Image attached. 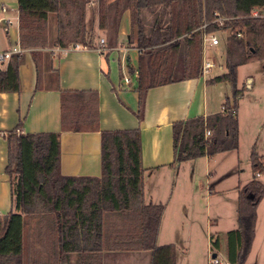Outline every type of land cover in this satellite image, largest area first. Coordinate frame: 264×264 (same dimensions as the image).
Listing matches in <instances>:
<instances>
[{"label": "trees", "instance_id": "16d2710c", "mask_svg": "<svg viewBox=\"0 0 264 264\" xmlns=\"http://www.w3.org/2000/svg\"><path fill=\"white\" fill-rule=\"evenodd\" d=\"M89 1L18 0L21 46L31 49L35 60L41 54L39 49L49 47L44 33L49 13L72 14L70 45L91 46L92 37L86 28ZM253 8L258 9V16H251ZM124 9L130 11L131 25L137 26L140 52L135 115L139 120L149 88L201 76L203 31H228L225 72L209 81L229 82L233 87L231 99L225 98L220 112L172 124L173 163L237 149L239 127L232 109L237 108L243 90L236 88L238 66L264 59V0H98V27L117 23ZM142 10L153 16L145 32L140 18H135ZM215 11L231 19L222 27L210 23L202 29ZM236 29L242 31V37L236 36ZM54 46L67 47L68 43L58 38ZM22 59V54H14L6 69L0 70V91L19 90ZM84 94L61 91V130H97L96 96L88 107L82 104ZM78 107L84 109L78 111ZM205 129L212 131L209 138L204 137ZM59 134L6 135L4 171L12 209L0 215V264H98L91 255L101 250H146L148 264H175V245L156 242L164 204L143 202L139 129L100 131L98 177L60 172ZM249 157L254 177L238 190L237 228L228 232V264L245 263L254 238L256 205L264 193L262 182L256 178L257 173L264 174V162L254 146ZM111 217L114 219L108 225Z\"/></svg>", "mask_w": 264, "mask_h": 264}, {"label": "crops", "instance_id": "0c3cea01", "mask_svg": "<svg viewBox=\"0 0 264 264\" xmlns=\"http://www.w3.org/2000/svg\"><path fill=\"white\" fill-rule=\"evenodd\" d=\"M1 5H6L8 9L6 13L0 12V16L12 17L17 14L18 0H0ZM99 31L105 37L102 50H98V39L91 46L39 49L41 54H37L36 60L31 55L32 50L25 49L18 67L19 90L0 91V131L5 134L0 138V215L7 214L12 209L9 179L4 171L7 164L8 133L17 128L21 129V133L59 132L60 172L68 176L98 177L101 175L100 131L138 128L143 168V202L164 204L157 244L172 243L177 249L176 244L192 237L190 231L185 232L186 227L191 230L192 194L200 202L205 200L204 211L199 216L204 217V222L209 227L212 223L213 228H221L223 223L231 224V230H235L237 223L235 224L234 198H229L231 203L225 207L222 203L223 189H219L221 180L229 175V169L219 171L218 164V161L230 164L228 155L231 154L227 153H232V150L173 163L172 124L185 118L220 112L225 98L231 99L233 87L229 82L228 86L227 81H209L221 74L216 71L207 75L218 67V63L205 75L149 88L145 94L143 115L139 120L135 112L138 108L136 85L140 49L136 46L137 27L131 25L129 9L122 11L113 30L111 23H107V28H99ZM16 35L14 25L7 31L5 24H0V51L8 49ZM221 45L225 54L226 40L220 39L219 45L212 46L206 52L202 46V58L203 54L206 56ZM9 60L2 63L4 66L0 70L6 69L11 61ZM219 68L222 69L223 65ZM262 69V78L254 80L252 77L246 87V90H253L256 85L261 94L248 95L244 90L238 100L235 114L239 143L234 150H239L244 141L245 151L247 149L249 155L254 146L264 158V64ZM124 76L130 78L129 84L124 82ZM244 84V80L237 74L236 88L244 89ZM62 90L85 91L82 104L88 107L96 96L97 130H61ZM245 96H250L251 99L249 110L242 107ZM83 109L77 108L78 111ZM202 158L205 159V173H209L211 160L216 163L213 174L217 175L214 187H206L204 193L201 192L203 182L197 174L198 169H202ZM258 177L264 187V174ZM239 186H236V190ZM222 230L227 229H217L216 233L221 236ZM220 246L222 248L220 244L218 248ZM127 252L130 251L101 250L91 257L98 264H111L113 255ZM75 259L76 254L73 253L71 261L74 262ZM227 261L226 258L221 262ZM244 264H264V193L256 205L254 238Z\"/></svg>", "mask_w": 264, "mask_h": 264}, {"label": "rangeland", "instance_id": "374dc122", "mask_svg": "<svg viewBox=\"0 0 264 264\" xmlns=\"http://www.w3.org/2000/svg\"><path fill=\"white\" fill-rule=\"evenodd\" d=\"M135 18H140L142 27L144 32L148 31V29L151 27L152 24V14L148 13L145 10H142L139 13L135 14ZM73 20L74 16L72 14H69L68 16H64L63 14H57V13H49L47 20L44 24V33L46 36L47 44L50 48H55L54 42L58 38H61V40L65 43H68V46L70 45V40L73 39L74 35V28H73ZM137 27V26H136ZM86 28L88 33L92 37V44L102 37L99 33V27H98V0H90L88 3V10L86 12ZM111 29H114V22L111 24ZM110 33V32H109ZM219 36H221V39L227 41V34L220 33ZM59 47V46H58ZM212 46L209 43H206L205 45V52L209 51ZM56 51H59L57 49ZM207 58H213L215 62L218 63V67L213 68L212 72L208 73L207 75L213 74V72L219 71L220 73L225 72V54L222 52V45L219 47V49H213L212 53H209L206 55ZM202 59V57H201ZM223 65V68H219L220 65ZM262 64H264V60H252L249 62H245L238 66V76L239 78L244 80V89L242 91L248 92L247 94H251L254 96H258L261 94V90L258 88V86L251 89H247L246 87L248 84H250L249 80L253 77L254 80L260 79L263 76V69ZM4 66V64H0V67ZM177 72H180L179 70ZM247 81V83H246ZM227 85L230 84L227 82ZM230 89V87H229ZM242 94V93H241ZM240 98V97H239ZM239 100V99H238ZM239 102V101H238ZM251 105V99L250 96H245L242 107L243 109H250ZM207 130V129H206ZM205 130V131H206ZM204 131V137L209 138L212 131H210L209 134H206ZM258 153V151H257ZM264 153V151H263ZM228 155L230 158V164H222L218 161L219 164V171L228 170L229 175H227L224 179L221 180V185L219 189H223L224 198L222 199V203L226 206H229V198H234L233 203H235V224L237 223V193L238 190L244 185L246 182L251 180L254 177L253 170L251 168L250 164V158H249V151L246 149L245 151V142L242 141L241 147L239 150H232V153ZM223 156V155H220ZM205 159H200V162H202V169H198L197 174L198 177L203 182V189L201 190L202 193L206 191V187H214L215 182L217 181V175L213 174L214 169L216 166V163H212L210 160L209 163V173H205L204 171V164ZM262 161L264 162V158H262ZM207 175V176H206ZM208 177V178H207ZM203 178V179H202ZM256 178H259L256 176ZM199 183V182H197ZM207 183V184H206ZM240 185L238 187V190H236V186ZM217 194V193H216ZM191 197V204H192V220L190 223L191 230L187 229L185 232L188 233L189 231L192 234V237L187 239L186 241H181L179 244H176L177 246V257L175 264H213L210 262V258L212 253H216V257L219 261H224V259L227 258V251H228V232L232 229L231 224H223L221 225V228H213L214 224H210L211 227H209V224L204 222V217L199 216L201 211H204L205 207V200L202 202L196 200L195 194H192ZM236 200V202H235ZM198 215V218L196 216ZM114 217H111L108 220V225L110 224L111 220H113ZM209 227V228H208ZM230 227V228H229ZM207 228V229H205ZM217 229H227L222 230V235L220 236L217 234ZM230 229V230H228ZM219 244L222 245V248ZM146 250H134L127 253H120L118 256L113 255L111 257V264H148L149 259V252Z\"/></svg>", "mask_w": 264, "mask_h": 264}, {"label": "built area", "instance_id": "2783aa9c", "mask_svg": "<svg viewBox=\"0 0 264 264\" xmlns=\"http://www.w3.org/2000/svg\"><path fill=\"white\" fill-rule=\"evenodd\" d=\"M7 9L8 8L6 5L0 6V12H2V13H6ZM258 14H259L258 9L253 8L251 11V16L255 17V16H258ZM229 19H231L229 16L223 15V14L215 11L213 13V18L209 21H204L203 24L201 25V28L204 29L210 23H216L219 27H222L224 25L225 21H227ZM0 24H5V28L7 31L11 30L12 25H14L15 29H16V33H17L16 38L10 43L9 48L6 50L0 51V64H2L3 62L8 61L12 57V55H14V54H22L24 52L25 48H23L21 46L20 39H19V15H18V11H17V14L15 16H12V17L0 16ZM220 33L228 34V31L221 29V28L218 30H213V31H203V34H202V46H203V48H205L206 43H209L211 46L219 45L220 39H221V36H219ZM235 34L237 37L243 36L242 31L239 29L235 30ZM103 43H104V38H100V40H99L100 46H99L98 50L103 49ZM79 46H80V44L73 45V47H75V48H77ZM215 66H217V63L214 60H212L211 58H207L203 54L201 74L205 75L206 73L211 71L212 68ZM123 80L127 84L130 83V78L127 76H124ZM222 109H223V107H222ZM232 113H235V109H232ZM205 132H206V134L210 133L209 129H207ZM13 133H21V129L17 128L13 131ZM4 135L5 134L0 131V138L3 137ZM256 175L259 176L260 173H257ZM210 262L213 264H228L227 262L219 261L217 257L210 258Z\"/></svg>", "mask_w": 264, "mask_h": 264}, {"label": "water", "instance_id": "95a60500", "mask_svg": "<svg viewBox=\"0 0 264 264\" xmlns=\"http://www.w3.org/2000/svg\"><path fill=\"white\" fill-rule=\"evenodd\" d=\"M211 257L212 258L216 257V253H212Z\"/></svg>", "mask_w": 264, "mask_h": 264}]
</instances>
